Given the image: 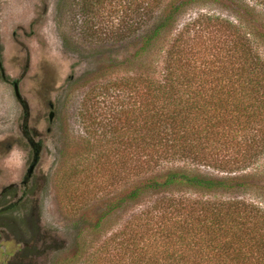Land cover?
<instances>
[{"label":"trees","instance_id":"16d2710c","mask_svg":"<svg viewBox=\"0 0 264 264\" xmlns=\"http://www.w3.org/2000/svg\"><path fill=\"white\" fill-rule=\"evenodd\" d=\"M78 2L84 37L92 40L104 26L120 44L132 42L135 63L132 75L97 90L112 102L110 112L97 110L94 91L81 103L78 141L82 158L93 156L81 170L108 174L116 153L92 154L102 135L107 149L118 151L119 182L128 177L85 226L97 228L115 210L156 197L94 251L76 242L59 264H264V210L216 197L264 188L256 173L243 172L264 155L262 19L244 0ZM200 4H219L232 17L206 12L177 28L178 18ZM111 12L117 16L104 21ZM202 26L216 38L201 52L194 35Z\"/></svg>","mask_w":264,"mask_h":264},{"label":"rangeland","instance_id":"374dc122","mask_svg":"<svg viewBox=\"0 0 264 264\" xmlns=\"http://www.w3.org/2000/svg\"><path fill=\"white\" fill-rule=\"evenodd\" d=\"M244 1L264 22V0ZM77 2L0 0V62L7 78H19V90L28 101L30 114L25 122L23 107L15 99L11 85L0 75V142L13 141L31 151L22 136V129L28 130L35 141H42L39 165L19 211L0 213V264H59L80 241H83L85 253L94 251L106 237L123 227L139 207L156 197L127 206L121 213L115 210L97 228L90 230L85 226L96 221L105 202L118 194L128 177L124 183L119 182L114 163L118 161V151L113 150V146L107 149V137L102 135L99 136L102 143L94 142L92 154L116 153L111 158L108 174L81 170L80 165L93 158H82L85 148L78 141L85 130L80 119L81 103L87 93L94 91L95 95L98 93L97 110L110 112L112 102L103 99L97 90H106L123 77L132 75L135 63L131 58L132 42L120 44L116 35H109L111 32L104 26L92 40L84 37L80 22L83 16L77 11ZM206 12L232 17L231 10L219 4H200L187 9L178 18L176 27L180 28L188 19ZM116 16L114 12L106 13L103 20L109 21ZM96 23H102L100 17ZM214 34L202 26L194 35L196 47L200 51L204 49L216 38ZM21 48L31 55L26 69L10 61L12 55H23ZM62 61L71 77L53 92L43 93L38 87H44L42 76L48 83L46 76L56 72L57 65L64 68ZM120 63L124 64L118 66ZM48 100L52 101L51 107L46 103ZM50 112L53 117L49 121ZM25 170L26 166L22 173ZM203 171L216 174L212 170ZM243 172L256 173L257 183L264 185V155ZM15 176L7 167L0 168V193ZM17 192L20 195L21 189ZM216 197L239 198L264 210V188L261 187ZM13 199L12 194L3 196L0 208ZM80 231L81 237L76 240ZM43 235L47 238L45 243L40 240Z\"/></svg>","mask_w":264,"mask_h":264},{"label":"flooded vegetation","instance_id":"af4514ba","mask_svg":"<svg viewBox=\"0 0 264 264\" xmlns=\"http://www.w3.org/2000/svg\"><path fill=\"white\" fill-rule=\"evenodd\" d=\"M22 46V44H20ZM24 48V47H23ZM22 49V56H11L10 61L13 63H17L18 65H22L23 69H26L29 65V62L31 60V55H29L25 49ZM33 62V61H32ZM62 64L64 65V68H61L59 65H57L58 68H56V72H53L51 75L46 76L48 79V83H45V77L42 76L41 84L44 85V87L38 85L42 89L43 93H50L56 90V87L59 86L61 82L66 81L68 78L71 77V75L67 72V67L65 63L62 61ZM40 69L42 68L41 63L39 64ZM60 67V68H59ZM49 74V73H47ZM0 75L3 79H5L12 87L13 94L17 102L21 104V106L24 109V115L23 120L25 122H28L29 120V105L28 101L24 97V95L19 90V78H12L9 79L5 76L4 69L2 67V64L0 62ZM56 80L58 82L56 83ZM39 83V82H38ZM33 89H36V86H34ZM16 90V91H15ZM17 92V94H16ZM45 95V94H44ZM43 97V96H42ZM45 98V96L43 97ZM48 107L52 106V101L48 100L46 101ZM53 117L52 112L48 114V120L50 121ZM26 127V124H24ZM17 135H15L16 137ZM22 136L26 138L29 147L31 148V151L29 149L24 150L23 145L20 146L13 141H9L8 143H1L0 142V168L1 167H7L10 171V173L16 174L14 178L11 179L8 185L2 188V191L0 193V199L6 197L7 195L12 194V198H14L10 203L4 205L2 208H0V211H4L8 208H11L18 203H22V201L25 199V195L27 193L28 185L30 184L33 175L36 172L37 166L39 165L40 161V153L42 151V141L38 140L35 141L31 135H29V131L22 129ZM18 138V136H17ZM19 147H18V146ZM30 151V154H29ZM34 162L33 168L30 173H28V169L30 165ZM26 166V170L24 173L23 168ZM21 189V194L18 195L17 191ZM8 193V194H7Z\"/></svg>","mask_w":264,"mask_h":264},{"label":"water","instance_id":"95a60500","mask_svg":"<svg viewBox=\"0 0 264 264\" xmlns=\"http://www.w3.org/2000/svg\"><path fill=\"white\" fill-rule=\"evenodd\" d=\"M15 91H16V90H15ZM16 94H17V92H16ZM33 165H34V162L30 165V167H29V169H28V173L31 172V170H32V168H33Z\"/></svg>","mask_w":264,"mask_h":264}]
</instances>
